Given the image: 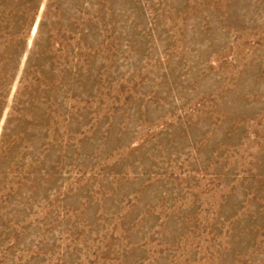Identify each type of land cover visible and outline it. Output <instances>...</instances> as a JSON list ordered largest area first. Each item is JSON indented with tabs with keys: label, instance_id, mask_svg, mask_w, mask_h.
Segmentation results:
<instances>
[{
	"label": "rangeland",
	"instance_id": "rangeland-1",
	"mask_svg": "<svg viewBox=\"0 0 264 264\" xmlns=\"http://www.w3.org/2000/svg\"><path fill=\"white\" fill-rule=\"evenodd\" d=\"M0 264H264V0H0Z\"/></svg>",
	"mask_w": 264,
	"mask_h": 264
}]
</instances>
